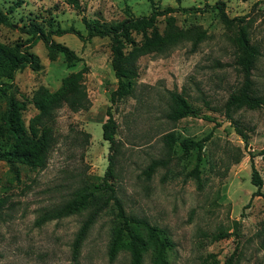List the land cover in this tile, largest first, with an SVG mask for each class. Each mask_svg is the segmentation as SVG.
<instances>
[{
  "label": "rangeland",
  "instance_id": "obj_1",
  "mask_svg": "<svg viewBox=\"0 0 264 264\" xmlns=\"http://www.w3.org/2000/svg\"><path fill=\"white\" fill-rule=\"evenodd\" d=\"M13 1L0 0L11 23H0V44L8 49L26 38L21 27L30 19L44 28L48 20L53 26L71 25L84 34L82 17L108 25L146 15L154 6L174 7V24L190 31L162 53L137 57L131 94L112 103L109 95L116 79L108 36L82 42L71 33L51 35L79 57L69 67L61 53L50 59L41 41L29 48L38 68L16 71L4 95L30 99L39 86L52 92L64 77L84 67L82 86L89 106L71 111L63 104L56 110L48 123L55 140L42 168L0 160V264H130L124 248L112 259L107 255L116 221L111 199L94 213L76 253L75 234L93 206L37 222L41 213L70 199L75 190L93 191L103 199L106 192L100 185L109 153L113 164L107 182L113 194L126 214L163 231L171 242L165 251L168 264H229V257L230 264H264V161L259 154L264 147V107L232 113L247 135L244 142L223 114L225 99L241 81L232 41L235 28L224 26L210 7L222 1L229 18L245 17L247 37L259 51L251 79L255 91L264 95V0H78V7L65 0H21L8 12ZM156 23L161 31L163 16ZM194 31H202V36L193 45ZM171 92L181 93L196 116L166 117ZM4 95L0 92V114ZM107 107L116 125L114 152L101 137ZM35 112L26 103L20 115L24 126ZM166 133L173 135L169 149L163 142ZM204 137L200 151L181 145L183 140ZM153 160L160 163L146 176L143 171ZM250 162L262 179L261 195L251 196L255 186L250 182ZM149 257L147 249L142 264H152Z\"/></svg>",
  "mask_w": 264,
  "mask_h": 264
},
{
  "label": "trees",
  "instance_id": "obj_2",
  "mask_svg": "<svg viewBox=\"0 0 264 264\" xmlns=\"http://www.w3.org/2000/svg\"><path fill=\"white\" fill-rule=\"evenodd\" d=\"M19 2L21 0L13 1L12 7L8 6L7 11L10 12V9ZM65 2L78 7V0H65ZM210 7L216 9L224 26L235 28L232 41L237 49L236 64L241 73V81L238 87L232 90L225 99L223 114L232 123L234 130L241 139L246 142L247 135L243 132V127L239 126V122L232 118V113L239 108L253 110L264 107V95L255 91L251 79V70L259 51L257 46L251 43L247 37L244 16L229 18L224 12L222 1H215ZM174 10L175 8L170 6H165L162 9L154 6L146 15L128 16L108 25H101L95 19L82 17L84 34L71 25L68 27L53 26L48 20L47 28H44L40 23L30 19L27 25L24 24L21 27L27 35L23 41L13 43L9 49L0 44V78L7 80L6 82L0 81V85L3 86L0 87V92L5 94V89L12 83L16 71L25 66H29L33 70L38 68L37 57L29 50L37 41L43 43L50 59L54 58L56 53H61L65 65L69 67L73 66L79 57L72 49L51 39V35L59 36L64 33H71L82 42L94 36H108L110 38V66L116 79V85L110 92L109 101L111 103L116 102L131 94L133 80L137 74L135 66L137 57L150 52L162 53L187 37L190 30L177 28L174 24V17L171 15ZM159 16H163L164 20L161 31L156 23ZM0 23L11 25L6 13L1 9ZM134 35H139V39L136 40ZM201 36L202 31L191 33L193 45ZM84 70L82 67L80 70L68 74L63 78L59 87L52 92L43 86H39L30 99H19L13 94L4 95L5 108L0 114V160L10 165L13 163L23 164L29 168H42L46 164L55 140L48 123L54 118L56 110L63 104L71 111L85 110L89 106L82 86V72ZM169 100L171 104L166 114L169 119L177 120L185 116H196L181 93L171 92ZM28 102L33 105L36 112L24 126L20 120V115ZM105 113L107 117L101 124V137L108 142L109 150L114 152L113 135L116 125L109 107L106 108ZM201 117L208 121L213 120L206 114H202ZM205 139L206 137L198 140L187 139L183 140L181 145L184 150L195 147L197 151H200ZM163 142L169 149L173 143L172 133L164 134ZM259 154L264 161V147L260 149ZM196 158L199 160V153H197ZM107 160V167L100 185V188L106 192L103 199L93 191L75 190L70 199L41 213L37 222L64 217L77 213L88 206H93V213L82 222L75 234L72 251L76 253L94 213L105 206L108 199H111L115 209L116 221L110 230L107 246L108 258L112 259L118 249L124 248L129 254L130 264H142L144 252L150 249L149 258L152 264H168L165 251L171 246V242L161 229L150 224L146 219L124 212L120 202L113 194L111 184L107 182L113 164L112 153L107 155ZM159 163L156 160L151 161L144 169V174L149 176ZM196 166L197 163L193 168L194 172H196ZM10 170L17 176L16 169L10 167ZM250 182L255 186L251 196L261 195L259 189L262 185V179L252 162H250ZM230 262L229 257L227 263L230 264Z\"/></svg>",
  "mask_w": 264,
  "mask_h": 264
}]
</instances>
